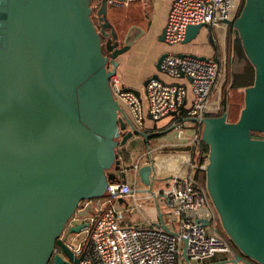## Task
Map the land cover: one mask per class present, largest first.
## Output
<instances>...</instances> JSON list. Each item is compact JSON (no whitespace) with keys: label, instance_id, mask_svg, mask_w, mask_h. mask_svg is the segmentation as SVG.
Listing matches in <instances>:
<instances>
[{"label":"water","instance_id":"water-1","mask_svg":"<svg viewBox=\"0 0 264 264\" xmlns=\"http://www.w3.org/2000/svg\"><path fill=\"white\" fill-rule=\"evenodd\" d=\"M93 1L0 0V264H49L52 257L54 264H72L54 255L57 246L77 264L61 235L83 200L108 195L110 183L127 182L118 149L136 136L149 142L176 127L140 130L115 97L110 77L119 56L150 27L132 25L124 46L107 56L103 39L109 36L111 51L118 34L109 0L98 1L97 8ZM221 23L238 31L256 70L254 84L245 88L237 121L227 113L186 120L203 125L208 203L239 250L226 261L264 264V138L253 136L264 133V0H245L239 16ZM206 28L190 24L183 43ZM209 40L217 48L213 30ZM167 55L158 58L154 78ZM138 173L153 192L160 181L156 163L141 165ZM159 225L170 230L162 213ZM183 257L194 264L186 248Z\"/></svg>","mask_w":264,"mask_h":264},{"label":"built area","instance_id":"built-area-1","mask_svg":"<svg viewBox=\"0 0 264 264\" xmlns=\"http://www.w3.org/2000/svg\"><path fill=\"white\" fill-rule=\"evenodd\" d=\"M134 0H109V4ZM242 0H172L165 22V43L169 47L184 44L190 24L208 28L222 20L239 16ZM170 50L163 61L159 77H150L138 95L124 83L118 72L110 77L112 91L126 109L136 127L143 130L150 117L160 120L173 116L180 138L186 135L189 117L203 118L219 111L211 105V97L220 75L216 58L201 59L192 54L181 55ZM175 113V114H174ZM192 140L200 142L202 127L197 122ZM208 157L191 163L190 173L174 177L164 189L166 204L165 229L150 221L146 224L125 222V212L138 209L143 213V198L134 204L119 199L134 197L128 182L110 183L108 195L85 199L68 224V229L83 224L80 232L70 234L67 245L79 257L77 264H184L183 251L194 264L206 262L219 254L235 256L228 238L220 231L216 211L208 203L206 187L196 176V169H206ZM208 219L204 224L200 220ZM174 228H173V227Z\"/></svg>","mask_w":264,"mask_h":264},{"label":"crops","instance_id":"crops-1","mask_svg":"<svg viewBox=\"0 0 264 264\" xmlns=\"http://www.w3.org/2000/svg\"><path fill=\"white\" fill-rule=\"evenodd\" d=\"M171 1L172 0H151V6L148 12V21L151 22L150 29L133 44L132 48L128 52L119 56L117 72L128 88L143 91L145 82L150 77H153V75L157 72L156 63L160 55L165 51L174 50L181 53L216 58L218 57L216 52L218 47H225L227 45V38L225 35L220 36L218 40L215 37L217 48L214 46V44L210 43V40L209 45L205 42L207 39H209V33L212 28H228V25L224 23H220L214 27H211V29H204L197 39L187 44L169 47L164 41H161L160 38L164 32V24L166 22V16ZM125 5H128L130 8H132V11L129 9V14H133L135 17L141 15V10L144 9L141 3L137 1H132ZM112 11L113 10H110V14ZM218 87L219 84H216L214 90H216ZM218 104V100L215 99L214 93L211 97V105L215 106ZM175 120L176 119L173 116L164 117L157 121L149 117L143 131L155 132L169 129L174 126L173 122ZM189 124L190 126L187 127L186 135L182 138L178 136V129L175 127L173 130L165 134L152 136L149 142H147L142 136H136L125 146L121 147L122 152L120 153V157L124 170L128 171L127 182L132 184L135 190H138L134 193V197L126 199V201L128 204H130V202H133L134 204L135 198L144 199L143 213H141L138 209H135L137 215L136 218H132V209L125 219L126 223L146 224L150 221L151 223L160 224L161 213L164 223H167L166 216L163 211V208L166 204L164 189L170 183L172 178H181L188 175L190 173L191 163L199 162V159H201L203 155L201 140L199 143H196L192 140L194 133L197 132L196 126L198 123L192 121ZM137 138H140L145 146L144 150L139 154L136 152V150H133V147L131 146L132 141L136 140ZM148 144H150V148H148ZM176 154H180L183 158L182 162L184 164L183 167H181L182 171L161 173L160 170L162 168V160L173 157ZM151 161L156 163L158 177L160 178V181H157L155 184L153 191L154 193L148 192L146 190L148 186L141 182L138 173V168L141 165L150 163ZM155 194L158 195L157 198L155 197ZM209 205L211 206V204ZM122 208L126 209V204L125 206L123 205ZM166 225L168 226V224ZM224 255L228 256L226 260L234 257L229 254H219L216 257L208 260L206 264H235L226 260H222ZM183 260V263L186 264L184 257ZM238 264L250 263L241 261Z\"/></svg>","mask_w":264,"mask_h":264},{"label":"trees","instance_id":"trees-1","mask_svg":"<svg viewBox=\"0 0 264 264\" xmlns=\"http://www.w3.org/2000/svg\"><path fill=\"white\" fill-rule=\"evenodd\" d=\"M97 1V0H96ZM245 0H242V5L240 9L243 8ZM239 13V14H240ZM230 35H229V44L231 45V54L228 57V76L227 82L224 84V94L222 100V109L216 113L208 114V115H222L224 113L228 114L229 121H237L239 119L243 104L245 103V88L254 84L256 70L253 63L248 58L245 49L242 44V40L239 36V33L232 26H228ZM219 48V47H218ZM221 54L218 55L219 62L221 60ZM234 91V95L232 97L229 96V93ZM203 127L202 124H200ZM254 137L264 138V133L255 132L253 133ZM202 150L204 152L201 157V162L204 160V156L208 157L209 146L206 144H201ZM196 176L201 180V182L206 186V169L198 167L196 169ZM212 208L213 205H212ZM215 210V208H214ZM220 223V231L228 238L235 252H238V247L229 237V235L223 229L221 222ZM228 256L224 255L222 260H226Z\"/></svg>","mask_w":264,"mask_h":264},{"label":"rangeland","instance_id":"rangeland-1","mask_svg":"<svg viewBox=\"0 0 264 264\" xmlns=\"http://www.w3.org/2000/svg\"><path fill=\"white\" fill-rule=\"evenodd\" d=\"M137 2H140L142 7H148V9H150L151 0H140V1H137ZM96 3H98V0L96 2H94V4H96ZM133 3H135V2H133ZM129 9L132 11V8H130L128 5H126L124 7V10L121 11V12L122 13H129L130 12ZM111 15L112 16H114V15L117 16L115 11H112ZM164 28H165V24H164ZM211 30H213L214 35L217 38V40H218V38L220 36H223V35H225L226 38H227V45L225 47L224 46L223 47L220 46L218 48V50L216 51L217 55L221 54L223 56L222 60H220V75H219V78H218V80L216 82L217 85L219 84V87L216 90H214L215 99L218 100V103L220 105V109H219V111H220L222 109V100H223V94H224V84H226L227 76H228V57L231 54V45L229 44L230 31H229V28H215V29L212 28ZM205 42L208 43V45H209V39H207ZM233 95H234V91H231L229 93V96L232 97ZM243 106H244V104H243ZM131 146L133 147L132 149L136 150V152L138 154L141 153L144 150V148H145L144 143L141 141L140 138H137L136 140L132 141ZM125 151L128 152L127 150H125ZM182 161H183V158H182V156L180 154H176L173 157L163 159L162 162H161L162 168H161L160 172L161 173H165V172L166 173L180 172V171H182L181 167H183V164H184ZM163 176H165V175H163ZM206 191H207V189H206ZM207 193H208V191H207ZM130 204L133 205V202H130ZM210 204H211V206L213 205L211 200H210ZM215 211H216V216H217L218 220L220 221V216H219V214H218L216 209H215ZM136 213H137L136 210L133 209V212H132L133 217L132 218H136V215H137ZM127 215H129L128 211L125 212V217H127Z\"/></svg>","mask_w":264,"mask_h":264},{"label":"flooded vegetation","instance_id":"flooded-vegetation-1","mask_svg":"<svg viewBox=\"0 0 264 264\" xmlns=\"http://www.w3.org/2000/svg\"><path fill=\"white\" fill-rule=\"evenodd\" d=\"M100 1V0H98ZM134 1H139V0H134ZM94 2H96V0L93 1V4ZM95 8H97V3L94 4ZM126 5L124 3H117V4H112L110 5V9H109V18L114 26V28L116 29V32L118 34V40H119V43L117 46H114L116 40L112 37V42L110 43L111 46L114 47L113 50L109 51L108 48H107V42H108V38L109 36L107 37H104L103 39V47H104V53L105 55L107 56H111L112 55V52L117 49V48H122L125 44V37H126V33L127 31L129 30V28L132 26V25H140L144 28H149L151 27V22L148 21V12L150 9H148V7H144V9L141 10V15L135 17L133 16V14H129V13H122L121 11L124 10V7ZM110 10H113L115 11L116 15L117 16H112L110 14ZM143 11V12H142ZM112 16V17H111ZM95 21L98 22V20L95 18ZM150 29V28H149ZM109 33H111V29H108ZM111 67V66H110ZM123 147V146H121ZM121 147L118 149V152L121 153ZM125 149V148H123ZM70 232H69V229H68V225L66 226V228L64 229L62 235H61V238L63 240H65L67 242V240L70 238ZM57 254H60L61 256L64 257V259H66V261H69L71 262L72 264H75V262H73L72 260H70L64 253L63 249L60 247V246H57L56 247V250H55V253L54 255H57ZM49 264H54V258L52 257L51 261L49 262ZM66 264V263H64Z\"/></svg>","mask_w":264,"mask_h":264}]
</instances>
